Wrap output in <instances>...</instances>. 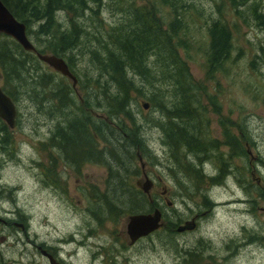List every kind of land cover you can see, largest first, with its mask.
<instances>
[{
	"label": "rangeland",
	"instance_id": "rangeland-1",
	"mask_svg": "<svg viewBox=\"0 0 264 264\" xmlns=\"http://www.w3.org/2000/svg\"><path fill=\"white\" fill-rule=\"evenodd\" d=\"M186 1L195 9L184 15V28L175 40L181 42L179 55L200 94L199 109L208 121L206 136L217 143L214 155L218 160L203 163L201 168L206 174L217 173L216 165H224L225 159L233 157L229 176L207 193L221 204L214 215L203 220L199 230L181 238L169 229L178 218L195 213L194 204L201 198L189 201L194 193L190 189L189 195L183 191L180 196L177 181H181V173L168 168L173 159L162 145L161 130L150 127L153 113H142L137 107L136 114L149 119L143 133L148 152L156 159L152 164L150 157L146 173L154 184L153 198L162 207L163 227L130 246L124 231L125 217L100 221L86 209L87 189L106 191L105 168L86 163L79 172L61 158L54 161L57 151L40 144L50 138L55 122L42 120L44 115L38 114L24 96L16 105V126L8 129L9 145L2 143L0 133V264H48L34 245L52 247L65 264H192L190 256L179 252L190 248L192 254H198V264H264V51L260 50H264V27L250 19L251 13L238 18L227 0ZM251 1L264 12V0ZM183 3L180 0L178 7ZM155 10L159 16L165 11L164 7L161 14ZM104 16L109 18L108 12ZM217 19L231 34V60L223 67H208L207 23ZM37 24H33V31ZM34 37H29L33 43ZM253 60L255 67H251ZM75 72L80 82L85 80L82 64L77 63ZM29 79L35 81L36 75L32 73ZM42 83L48 86L47 81ZM57 84L51 78L49 88ZM191 162L200 168L197 161ZM140 177L130 179L131 185L135 186ZM163 189L166 199L160 195ZM182 240L187 243L179 246Z\"/></svg>",
	"mask_w": 264,
	"mask_h": 264
},
{
	"label": "trees",
	"instance_id": "trees-1",
	"mask_svg": "<svg viewBox=\"0 0 264 264\" xmlns=\"http://www.w3.org/2000/svg\"><path fill=\"white\" fill-rule=\"evenodd\" d=\"M1 1L26 25L28 38L35 36L32 44L36 50L65 59L77 79L75 92L66 77L39 61L36 54L23 50L12 38L0 36L2 90L15 105L25 96L34 110L44 115L42 120L55 122L50 138L40 145L56 150L54 161L61 158L77 171L86 163L105 168L106 191L87 189L84 193L86 209L93 218L100 221L105 217L127 218L155 208L163 215L152 191L148 198L130 182L142 173L139 156L146 169L150 157L152 164L156 159L148 152L143 133L149 119L139 117L137 107L142 113H153L150 127L161 130L162 145L169 149L173 159L168 168L170 172L174 169L173 173H181L184 193H191L188 188L199 193L201 173L190 160H218L214 155L217 143L206 136L208 121L199 109L200 94L179 55L181 42L175 40L184 28L181 24L184 15L195 7L186 0L180 8V0H152L150 4H139L141 0ZM227 1L238 18L251 13L250 19L264 27V12L255 1ZM161 7L165 10L163 14ZM155 9L160 10L161 16ZM105 11L109 18H105ZM207 36L208 67H223L231 60L230 32L219 19L211 20L207 23ZM260 50L264 51L261 47ZM77 63L85 69L81 75L84 82L79 81L75 72ZM251 67H255V60ZM32 73L36 75L33 82L29 79ZM51 78L58 83L54 89L49 88ZM144 103L149 105L148 110L142 108ZM93 108H98L100 114ZM2 123L1 141L9 145V128ZM232 158L225 159L219 177L212 178L211 184H220L227 170L232 171ZM194 176L197 184L192 189L189 185ZM165 193L163 189L160 195ZM165 204L171 206L167 201ZM21 218L25 224V218ZM174 227L169 225V229ZM196 255L189 257L192 264H198Z\"/></svg>",
	"mask_w": 264,
	"mask_h": 264
},
{
	"label": "water",
	"instance_id": "water-1",
	"mask_svg": "<svg viewBox=\"0 0 264 264\" xmlns=\"http://www.w3.org/2000/svg\"><path fill=\"white\" fill-rule=\"evenodd\" d=\"M0 36H7L16 41L23 50L27 52H33L36 54L39 61L46 64L55 72L66 77L77 92V79L69 70L67 63L61 57L53 54L39 53L32 42L27 37L26 25L23 22L17 20L9 9L0 0ZM144 110H148L149 105L147 103L142 104ZM0 119L6 124L9 129H13L16 125L17 108L11 98L5 94L0 87ZM139 164L142 171L141 177L136 181L135 185L139 188L148 198H151V191L153 187V181L148 177L146 173L145 163L142 157L139 156ZM170 205V203H168ZM163 226L162 214L158 208H155L149 213H138L129 215L126 218V234L129 240V244L136 243L139 239L147 237L154 233L156 230ZM42 254H46L42 251ZM46 256V255H45ZM50 264H57L52 256L47 254Z\"/></svg>",
	"mask_w": 264,
	"mask_h": 264
},
{
	"label": "flooded vegetation",
	"instance_id": "flooded-vegetation-1",
	"mask_svg": "<svg viewBox=\"0 0 264 264\" xmlns=\"http://www.w3.org/2000/svg\"><path fill=\"white\" fill-rule=\"evenodd\" d=\"M94 115L96 117L99 116L97 114H94ZM190 161H192V160H190ZM195 161H197V163L199 164L200 168L202 167L203 163L209 162L207 160H204L202 162H200V161L198 162L197 159H195ZM209 163H211V162H209ZM216 166H217V168H214V169L217 171V173L214 172V173H208V174H206L204 172L203 168H201V170H200L199 167L195 166V169L196 170H199L200 173H201L200 174L201 175V181L198 184V186H199V193H197V192L192 193L191 194V197L189 198V201L191 199L194 200L197 197L201 198V200L199 202H196L194 204V206H195V213L192 212V215L190 217H188V218L180 217V218L177 219L176 223L174 224L175 225L174 232H175V236L176 237L181 238V236H184V235H187V234H190V233H192L194 231L199 230L202 221L203 220H206V221L209 220V218H211L214 215L215 209L221 205L220 203L214 202V200L210 199L209 196L207 195V193L209 192V188H211V190H213L214 188H218V185H219V184H215V185L211 184V179L212 178H218L219 177V174L222 171L223 164H218ZM79 170H81V167L79 168ZM230 173L231 172H229V169H228L227 172H226V174H225V177L223 178V180L221 181V183L225 180L226 177L229 176ZM141 175H142V173H141ZM194 177L195 178H193V180H192V186H193V187L191 186L192 189L197 184L196 176H194ZM177 182H178V185H177L178 191L181 194L180 196H182V194H183V188L185 187V185L182 183V181H179L178 180ZM206 184H208V186ZM205 187H206V190H204ZM91 189L96 190L97 188L96 187H92ZM85 190L86 189H84V191ZM165 195H166V193L164 195H161V196L162 197L164 196L163 198L166 199ZM181 203L182 204H185V202H182V201H181ZM167 204H168V202H167ZM125 221H126V219H125ZM162 222H163V219H162ZM125 224H124V231H125V235H126V238H127ZM253 239H254L253 245H255L257 243V240H256V238L254 236H253ZM127 242L129 244L128 238H127ZM136 243H134L132 245L129 244V245L130 246H133ZM186 243H187V241H183L182 240V243H180L179 246L184 245ZM226 244L228 245V243H226ZM259 245H261V244H259ZM34 246H35V249L39 252V254H41V256L44 257L47 260L48 264H50V262H49V259L47 257V254L50 255V256H52V258H54L57 261V263L65 264V262L60 257L57 256V254L55 253V250L52 247H46L44 245H34ZM191 249L192 248L187 249V250H185V249L184 250H182V249L180 250L179 249V252L182 255H185V256H188L189 257V256L193 255ZM42 251H45L46 254H42ZM231 251H233V249Z\"/></svg>",
	"mask_w": 264,
	"mask_h": 264
},
{
	"label": "bare ground",
	"instance_id": "bare-ground-1",
	"mask_svg": "<svg viewBox=\"0 0 264 264\" xmlns=\"http://www.w3.org/2000/svg\"><path fill=\"white\" fill-rule=\"evenodd\" d=\"M27 37H28V36H27ZM5 135H6V134H5ZM31 242H32V241H31ZM53 260L56 261L54 258H53ZM56 263H57V261H56ZM57 264H60V263H57Z\"/></svg>",
	"mask_w": 264,
	"mask_h": 264
}]
</instances>
